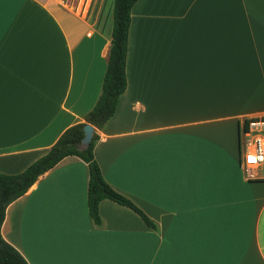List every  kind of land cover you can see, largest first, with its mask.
Listing matches in <instances>:
<instances>
[{
	"label": "crops",
	"instance_id": "crops-1",
	"mask_svg": "<svg viewBox=\"0 0 264 264\" xmlns=\"http://www.w3.org/2000/svg\"><path fill=\"white\" fill-rule=\"evenodd\" d=\"M80 1L0 0L2 174L44 156L101 94L109 0ZM125 74L93 156L156 228L110 200L95 225L88 167L68 156L8 205L3 239L28 264H264V165L241 164L244 123L264 117V0H137Z\"/></svg>",
	"mask_w": 264,
	"mask_h": 264
},
{
	"label": "trees",
	"instance_id": "trees-1",
	"mask_svg": "<svg viewBox=\"0 0 264 264\" xmlns=\"http://www.w3.org/2000/svg\"><path fill=\"white\" fill-rule=\"evenodd\" d=\"M137 0H114L112 13L111 45L108 53L107 68L103 77L101 94L94 107L85 115L84 123L66 129L57 142L42 157L33 162L23 172L14 175L0 173V231L5 210L12 202L23 196L37 181L38 177L54 168L62 159L76 156L88 167L87 206L93 223L101 224L99 203L110 200L135 212L150 228L155 223L135 204L116 192L103 178L93 156V149L99 139L94 132L88 148L79 150L83 137V126L88 123L96 130H103L114 116L120 97L125 92L127 81L125 64L127 56L128 28L130 12ZM0 264H28L25 258L9 243L0 232Z\"/></svg>",
	"mask_w": 264,
	"mask_h": 264
},
{
	"label": "built area",
	"instance_id": "built-area-1",
	"mask_svg": "<svg viewBox=\"0 0 264 264\" xmlns=\"http://www.w3.org/2000/svg\"><path fill=\"white\" fill-rule=\"evenodd\" d=\"M242 136L245 138V150L242 166L255 168L264 165V117L248 119L244 123Z\"/></svg>",
	"mask_w": 264,
	"mask_h": 264
},
{
	"label": "water",
	"instance_id": "water-1",
	"mask_svg": "<svg viewBox=\"0 0 264 264\" xmlns=\"http://www.w3.org/2000/svg\"><path fill=\"white\" fill-rule=\"evenodd\" d=\"M83 137L80 140V143L78 145L79 150H84L89 147L90 142L92 140V136L94 134V127L88 123H86L83 128Z\"/></svg>",
	"mask_w": 264,
	"mask_h": 264
},
{
	"label": "rangeland",
	"instance_id": "rangeland-1",
	"mask_svg": "<svg viewBox=\"0 0 264 264\" xmlns=\"http://www.w3.org/2000/svg\"><path fill=\"white\" fill-rule=\"evenodd\" d=\"M63 1V3L65 4V5H68L69 7H70V9H75V7L76 6H78V4H79V1L80 0H62ZM81 1H83V0H81ZM80 1V2H81ZM88 2H89V0H87ZM112 2H113V0H109L108 1V11L107 12H109L110 11V19H111V15H112V9H111V5H112ZM87 3V2H86ZM79 10V9H78Z\"/></svg>",
	"mask_w": 264,
	"mask_h": 264
}]
</instances>
